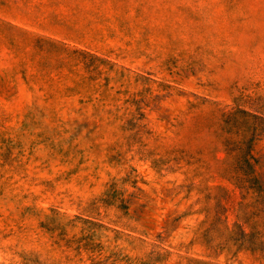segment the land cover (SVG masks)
Masks as SVG:
<instances>
[{
	"label": "rangeland",
	"instance_id": "1",
	"mask_svg": "<svg viewBox=\"0 0 264 264\" xmlns=\"http://www.w3.org/2000/svg\"><path fill=\"white\" fill-rule=\"evenodd\" d=\"M0 264H264V0H0Z\"/></svg>",
	"mask_w": 264,
	"mask_h": 264
}]
</instances>
